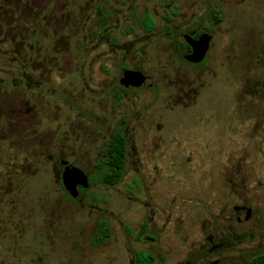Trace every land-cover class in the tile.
I'll list each match as a JSON object with an SVG mask.
<instances>
[{
    "label": "rangeland",
    "instance_id": "rangeland-1",
    "mask_svg": "<svg viewBox=\"0 0 264 264\" xmlns=\"http://www.w3.org/2000/svg\"><path fill=\"white\" fill-rule=\"evenodd\" d=\"M94 1L0 0V264H136V252L154 255L153 264H202L204 220L232 216L243 202L254 218L239 231L253 230L264 245V145H255L252 128L264 113L250 111L264 109V0H102L115 14L103 27ZM172 5L177 23L198 17L213 34L198 67L174 59L162 39ZM211 8L224 19L215 28ZM145 12L155 20L150 35L138 28ZM122 58L154 86L117 104L108 89ZM222 106L238 115L239 149L229 135L226 146L212 145L218 159H202L188 138L210 136ZM122 115L124 174L113 187L96 184ZM171 115L194 134L180 132ZM156 123L173 127L166 142L178 149L166 150L176 152L166 163L158 160L163 131L158 146L151 138ZM205 137L210 147L222 142ZM59 153L87 176L81 203L57 182L48 157ZM100 222L110 233L97 243Z\"/></svg>",
    "mask_w": 264,
    "mask_h": 264
},
{
    "label": "flooded vegetation",
    "instance_id": "flooded-vegetation-1",
    "mask_svg": "<svg viewBox=\"0 0 264 264\" xmlns=\"http://www.w3.org/2000/svg\"><path fill=\"white\" fill-rule=\"evenodd\" d=\"M129 1L130 0H121V2L123 3L125 2L129 3ZM135 4L136 3L133 2L132 4L131 2L129 4L130 8L128 7V9L133 11ZM173 5L172 7L169 6V8L166 10V12L168 13V19L164 22V25H163V29H162L163 38L162 39L171 45L174 59L176 58L183 64L190 66V67H198L206 61L208 54L210 53V45L214 40L213 34L210 33V29L208 25L203 24L204 21L202 22V19L198 20V17L194 19H185L184 21L177 23L176 19L180 14ZM93 6H94L93 8L94 13L102 17V21H101L102 27L106 23L108 18L113 19L115 14L113 10L111 9V7L109 6V4H107V2L102 1V0H95ZM209 11H210L211 19L213 22L211 27L215 28L216 26L221 24L224 20L222 17V13L220 12L218 8H211ZM123 16L125 17L126 14ZM151 16H152V13L150 14L149 12H145V15L141 18L142 22L138 25V28L142 32H144L145 35L152 34V31L155 26V20ZM200 17H202V15ZM149 22H152V27L147 25V23ZM108 27L110 26H105L104 30L107 31ZM202 34H207L210 37V40L208 43V50L205 53V56L201 62L190 63L185 59V57L190 55L191 53V46H190L189 41H196ZM231 39H232L231 43L232 42L234 43L236 40L234 31H233V35ZM117 70L119 71L118 77L115 78L114 82L111 83L110 88L108 89L110 91L111 99L115 100L117 104L119 102L121 103L122 100L129 93L151 90L154 86V80L150 75H148L147 73H144L143 71L139 69L128 68L124 58L121 59V63ZM141 75L144 77H148L150 79L151 84H152L151 87L149 88L127 87L121 83V81L123 80L125 76L134 77L136 79L137 77ZM234 110H235V107H234ZM250 111L254 112L255 115H260L259 117H261V114L264 113V109L255 110V111L250 110ZM184 112L190 113L191 111L189 110L178 111V112H173L172 114L178 115V113H184ZM218 113L220 115V118L223 121H221L220 125L217 128H214L212 132H208V135L210 136H206V137L204 136V137L205 139L211 137V138L216 139L215 141H222V142L213 143L211 144V147H210L208 143H204V137L197 138V139L191 138V137L188 138L189 142L187 145H189L190 147L191 145L194 144V148H195L197 156L204 155L202 159H204L206 153H209V152H212L209 158L218 159L219 154L213 152V150L215 149L214 147L222 146V145L226 146V144H229L228 140L230 141V139H233V138L236 139L238 135L240 134L237 130H235L238 125V123H236L238 121V115L236 114V111H233L232 108L229 109V107L227 106H222L221 109L218 111ZM231 114H232V117H231ZM171 117L174 119L175 122H179L177 123L178 125L177 128L179 129L180 132H184L186 134L189 133V135L194 134L192 130H190L188 127L189 122L187 121V119L179 121L182 118H177V120H175L173 115H171ZM230 118H233L234 120L232 122L228 121ZM256 118L257 116L253 117L254 126L252 127L254 133L257 131V133L254 134L255 140L258 139L255 145L257 144L264 145V138L257 137L258 135L264 132V118L261 117L262 120L260 121L259 126L256 124ZM126 123H127V120L125 119V115H122V117L118 121V128H116L114 131L110 132L109 134V141L111 140L113 133L118 132V131L121 133V135L125 139L126 151H125L124 169L127 164V161H128L127 157L129 154L128 152L129 141H128V136L126 133V126H127ZM169 128L173 129V127H170V126ZM169 128L168 130L167 128H165V130L163 131V128L162 126H160L159 123H156L154 126H149V129L152 135L151 138L152 139L155 138L154 140L157 139L155 141L157 142V146L160 144V141L162 140H163L162 142L164 143V146H167L165 151L161 155V157L158 159L160 163L168 162L170 160V156L176 154V152L167 154L166 150L175 151L178 149V147L176 146L169 147V145H172V144H169L166 142L168 135H170ZM162 131H163V136L161 134ZM158 133L161 134L162 140L158 139V137L156 136ZM234 134H236V137L234 136L232 138L229 136V135H234ZM216 135L218 136L213 137ZM195 139L197 140L196 142L194 141ZM200 139H203V140H200ZM237 139H240V137H238ZM237 139L235 140V144L238 145L236 149H239V145L241 142ZM198 145L200 146L199 150L197 149ZM226 154H228V151ZM48 158H49V162L52 163V167L55 170L57 182L61 185L65 194L71 200L81 203L84 198L83 193L88 186L86 188H83L78 185L76 187L77 195L75 198H73L70 196V194L65 190L63 186L62 173L64 172V169L67 166L79 169L86 176L85 172L82 169H80V167L67 162L63 154L59 153L55 157L52 156ZM194 167L197 168L196 165H194ZM158 170L159 169H156V172H158ZM189 170H192V169L190 168ZM164 171H162V173H164ZM231 210L233 214L232 216H228V217L222 216L218 218L208 217L204 220L205 232L202 233V236H203V246H202V252H201L202 264H264V245L259 244L258 242H254L256 238V235H255L256 233L253 230H248V231L240 230L239 231L240 226H244L245 224L249 223V221L251 222L253 220L254 218L253 209L248 204H245V202H243L238 205H233L231 207ZM142 228L143 230H145L144 226H142ZM145 238L151 241L155 240V236H150L148 234L147 236H145ZM0 239H2V237H0ZM260 240L262 241V238H260ZM250 244L251 246H249ZM242 251L245 254L241 253ZM246 251H248V253ZM147 254L152 257L153 260L151 264H153V261L155 260L154 255H152L151 253H147ZM134 261L136 263L135 254H134Z\"/></svg>",
    "mask_w": 264,
    "mask_h": 264
},
{
    "label": "trees",
    "instance_id": "trees-1",
    "mask_svg": "<svg viewBox=\"0 0 264 264\" xmlns=\"http://www.w3.org/2000/svg\"><path fill=\"white\" fill-rule=\"evenodd\" d=\"M152 27V22L147 23ZM126 143L121 133L114 132L109 141L106 153L107 157L97 163L96 174L93 181L96 184L113 187L119 183L124 174ZM96 242L100 243L109 236V227L106 222H100ZM137 264H151L152 257L144 252H136Z\"/></svg>",
    "mask_w": 264,
    "mask_h": 264
},
{
    "label": "water",
    "instance_id": "water-1",
    "mask_svg": "<svg viewBox=\"0 0 264 264\" xmlns=\"http://www.w3.org/2000/svg\"><path fill=\"white\" fill-rule=\"evenodd\" d=\"M210 37L207 34H202L196 41H189L191 46L190 55L185 59L190 63H199L205 56L208 50V43ZM121 83L127 87L137 88H149L151 87V81L148 77L139 76L136 79L134 77L125 76ZM62 183L65 190L71 197L75 198L77 195L76 187L79 185L83 188L88 186L87 177L77 168L65 167L62 173Z\"/></svg>",
    "mask_w": 264,
    "mask_h": 264
}]
</instances>
